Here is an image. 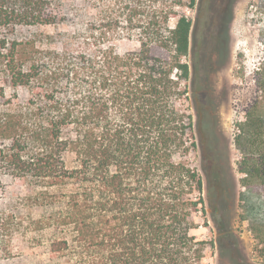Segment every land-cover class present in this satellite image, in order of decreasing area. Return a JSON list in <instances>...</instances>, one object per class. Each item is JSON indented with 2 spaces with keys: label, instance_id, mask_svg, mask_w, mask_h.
Segmentation results:
<instances>
[{
  "label": "trees",
  "instance_id": "obj_1",
  "mask_svg": "<svg viewBox=\"0 0 264 264\" xmlns=\"http://www.w3.org/2000/svg\"><path fill=\"white\" fill-rule=\"evenodd\" d=\"M81 1L92 12L74 50L22 41L16 79L30 98L22 122L0 131L14 141L2 161L41 186V204L56 205L51 226L65 233L50 250L73 264H206L214 243L193 234L207 227L204 182L191 162L194 71L186 57L196 26L181 11L199 0ZM59 4L0 0V28L57 26L66 20L55 13ZM123 40L137 48L119 52ZM242 132L251 149L241 165L244 185L264 189V95ZM263 205H250V213ZM250 230L264 256V224L253 218Z\"/></svg>",
  "mask_w": 264,
  "mask_h": 264
},
{
  "label": "rangeland",
  "instance_id": "obj_2",
  "mask_svg": "<svg viewBox=\"0 0 264 264\" xmlns=\"http://www.w3.org/2000/svg\"><path fill=\"white\" fill-rule=\"evenodd\" d=\"M231 9L226 38L198 26L197 9L181 10L197 25L186 57L194 71L188 80L197 142L191 162L204 182L207 227L200 226L193 234L214 243L206 250V264H264L263 247L250 230L253 218L264 224V205L249 211L250 205L262 206L264 189L260 182L244 185L241 165L251 149L239 140L247 115L264 95V0H234ZM54 10L66 19L64 23L0 28V39L6 41V49H0V131L7 122H22V104L30 98L16 79L18 72L22 74V41H40L37 46L44 49L66 43L74 50L82 39L81 24L92 12L81 0H60ZM47 35L55 39L48 41ZM136 48V42L123 40L118 51ZM12 146L14 141L0 133V264H73L66 253L50 250L65 233L51 226L56 205L41 204V186L12 174L2 161ZM65 159L70 167L73 155Z\"/></svg>",
  "mask_w": 264,
  "mask_h": 264
},
{
  "label": "flooded vegetation",
  "instance_id": "obj_3",
  "mask_svg": "<svg viewBox=\"0 0 264 264\" xmlns=\"http://www.w3.org/2000/svg\"><path fill=\"white\" fill-rule=\"evenodd\" d=\"M233 3L234 0H199L197 25L209 27L221 37L226 38Z\"/></svg>",
  "mask_w": 264,
  "mask_h": 264
}]
</instances>
